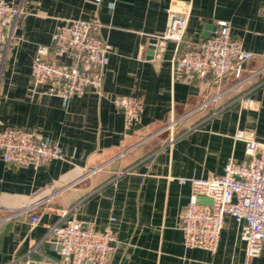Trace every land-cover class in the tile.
Returning <instances> with one entry per match:
<instances>
[{
	"label": "crops",
	"instance_id": "crops-1",
	"mask_svg": "<svg viewBox=\"0 0 264 264\" xmlns=\"http://www.w3.org/2000/svg\"><path fill=\"white\" fill-rule=\"evenodd\" d=\"M16 2L27 15L0 76V131L29 130L66 156L38 169L0 159V218L7 210L41 204L35 226L28 215L0 224V264L62 263L48 228L73 220L112 229L108 264H264V246L259 257L249 258L230 216L215 254L187 248L181 216L194 190L179 181L220 177L230 161L243 162L239 131L264 142V0ZM170 8L189 18L181 52L198 45L207 27L212 34L216 22L227 21L234 38L254 54L243 80L230 72L220 82H175L177 44L159 39ZM79 19L100 22L112 54L102 95L89 89L64 108L45 87L33 89L31 69L39 46L52 44L56 28ZM158 39L150 56V43ZM118 95L143 102L141 120L131 130L114 104ZM246 99L254 102L248 106Z\"/></svg>",
	"mask_w": 264,
	"mask_h": 264
},
{
	"label": "built area",
	"instance_id": "built-area-1",
	"mask_svg": "<svg viewBox=\"0 0 264 264\" xmlns=\"http://www.w3.org/2000/svg\"><path fill=\"white\" fill-rule=\"evenodd\" d=\"M86 2L98 6L100 0ZM26 15L23 4L16 0H0V76L17 38L20 22ZM168 15L166 32L159 39L177 44L172 65L175 82L192 84L209 77L220 82L230 72L243 80L245 64L254 58V54L234 38L227 21L216 22V30L209 39L181 52L189 18L173 8L168 10ZM101 27L98 20L82 19L68 20L58 26L52 44L39 46L37 50L31 69L33 89L45 87V94L58 97L64 108L89 89L102 95L104 72L110 62L112 47L101 36ZM159 39L157 43L151 42L150 47L156 48ZM62 58L67 61H61ZM253 102L246 99L243 103L250 106ZM114 104L122 112L127 130L141 120L144 105L140 98L118 95ZM175 124L173 122L167 128H173ZM235 137L245 143L246 159L243 162L230 161L220 177L179 180L183 185L191 183L194 190L181 216V230L187 248H201L215 254L225 218L230 216L240 228L241 239L246 242L247 256L257 258L264 246V142L245 131H239ZM65 156L59 145L38 139L29 130L12 128L0 131V159L6 164L38 169L52 161L63 160ZM200 196L212 198L214 205L200 204ZM40 205L7 210L8 214L0 218V224L28 215L35 226L41 220L36 214ZM3 210L0 206V211ZM47 238L52 239L57 254L64 260L55 264H108L115 241L111 228L99 231L94 223L83 224L75 220L49 226Z\"/></svg>",
	"mask_w": 264,
	"mask_h": 264
},
{
	"label": "water",
	"instance_id": "water-1",
	"mask_svg": "<svg viewBox=\"0 0 264 264\" xmlns=\"http://www.w3.org/2000/svg\"><path fill=\"white\" fill-rule=\"evenodd\" d=\"M211 28L213 29V31L216 30V26L211 27ZM211 36H212V34L209 32V27H207V30H206V32L203 33L202 38L200 39V42H203V41L209 39ZM152 43H157V42L156 41H152ZM155 49L156 48L154 46H152L150 48V51H151V52H149V55L150 56L153 55V51H155ZM199 203L202 204V205L213 206L214 205V200L212 198H209V197L200 196ZM30 264H44V263L31 262ZM86 264H91V263L90 262H87Z\"/></svg>",
	"mask_w": 264,
	"mask_h": 264
}]
</instances>
